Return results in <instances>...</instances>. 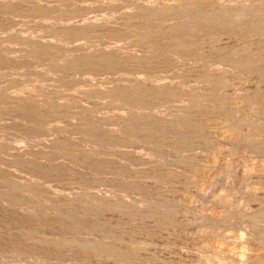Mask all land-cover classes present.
I'll return each instance as SVG.
<instances>
[{
  "label": "rangeland",
  "instance_id": "obj_1",
  "mask_svg": "<svg viewBox=\"0 0 264 264\" xmlns=\"http://www.w3.org/2000/svg\"><path fill=\"white\" fill-rule=\"evenodd\" d=\"M0 264H264V0H0Z\"/></svg>",
  "mask_w": 264,
  "mask_h": 264
},
{
  "label": "bare ground",
  "instance_id": "obj_2",
  "mask_svg": "<svg viewBox=\"0 0 264 264\" xmlns=\"http://www.w3.org/2000/svg\"><path fill=\"white\" fill-rule=\"evenodd\" d=\"M213 20H214V19H213ZM225 21H226V20H225ZM250 22H251V21H250ZM250 22H249V23H250ZM192 23H193V22H192ZM249 23H248V25H249ZM254 23H255V22H254ZM202 24H203V23H202ZM254 25H255V24H254ZM196 27H197V26H196ZM253 28H254V27H253ZM259 29H260V28H259ZM259 29H258V30H259ZM179 48H180V47H179ZM178 50H179V49H178ZM237 61H238V60H237ZM244 67H245V65H244ZM125 92H126V91H125ZM118 95H119V94H117V97H118ZM126 95H128V94H126ZM126 95H124V96H126ZM124 99H125V98H124ZM134 100H135V99H134ZM137 100H138V99H137ZM135 103H136V102H135ZM135 103H134V104H135ZM136 104H137V103H136ZM134 210H135V209H134ZM93 249H94V248H93ZM96 249H97V248H96ZM96 251H97V250H96ZM102 251H103V250H102ZM110 251H111V250H110Z\"/></svg>",
  "mask_w": 264,
  "mask_h": 264
}]
</instances>
